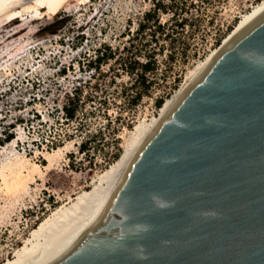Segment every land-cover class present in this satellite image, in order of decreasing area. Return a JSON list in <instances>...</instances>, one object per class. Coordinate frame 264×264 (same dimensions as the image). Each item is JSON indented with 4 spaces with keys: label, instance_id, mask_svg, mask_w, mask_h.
Segmentation results:
<instances>
[{
    "label": "rangeland",
    "instance_id": "374dc122",
    "mask_svg": "<svg viewBox=\"0 0 264 264\" xmlns=\"http://www.w3.org/2000/svg\"><path fill=\"white\" fill-rule=\"evenodd\" d=\"M258 1L198 0L190 25L171 42L149 46L156 48L157 68L149 93L132 103L135 76L119 65L120 56L150 0H0V166L18 156L42 169L16 197L0 179V263L45 215L91 187L117 147L123 152L135 124L158 115L155 100L174 95ZM59 19L55 33L45 30ZM104 44L116 53L94 70L87 62ZM75 87L82 103L68 120L61 105ZM8 134L16 140L6 141ZM89 135V151L81 152L78 144ZM54 150L48 165L44 153Z\"/></svg>",
    "mask_w": 264,
    "mask_h": 264
},
{
    "label": "water",
    "instance_id": "95a60500",
    "mask_svg": "<svg viewBox=\"0 0 264 264\" xmlns=\"http://www.w3.org/2000/svg\"><path fill=\"white\" fill-rule=\"evenodd\" d=\"M43 264H264V7L185 88Z\"/></svg>",
    "mask_w": 264,
    "mask_h": 264
},
{
    "label": "bare ground",
    "instance_id": "6f19581e",
    "mask_svg": "<svg viewBox=\"0 0 264 264\" xmlns=\"http://www.w3.org/2000/svg\"><path fill=\"white\" fill-rule=\"evenodd\" d=\"M264 7V0H259L251 10L243 14L239 22L223 41L202 60L189 78L168 97L157 116L148 121H140L131 131V138L120 156L106 167L97 180L87 189H83L74 197L58 205L45 215L30 231L23 244L14 250L13 256L0 264H43L63 249L92 219L104 205L109 194L124 177L132 159L141 145L153 131L159 119L175 103L185 88L201 74L223 44L229 42L236 31L253 15ZM15 20V19H14ZM57 153L45 152L43 158L51 164ZM39 164L26 157H15L0 166V179L3 189L11 196L26 192L29 183L42 171Z\"/></svg>",
    "mask_w": 264,
    "mask_h": 264
},
{
    "label": "trees",
    "instance_id": "16d2710c",
    "mask_svg": "<svg viewBox=\"0 0 264 264\" xmlns=\"http://www.w3.org/2000/svg\"><path fill=\"white\" fill-rule=\"evenodd\" d=\"M197 1L150 0V7L142 11L135 27L128 30L127 44L122 46V50H125L126 54L125 56H120L119 65L127 74L135 76L134 81L130 84V87L134 89V94L131 98L132 103H136L143 95L149 93V88L152 84L149 74L157 68L155 58L156 48H149V46L152 42L156 43L160 40L163 41L161 45H163L165 40H169L170 42L174 40L176 37L173 36L174 33L180 34L184 30V27L190 25V19L194 18L192 17V8L195 7ZM162 15H166V18L162 19ZM63 21V19L52 21L44 26V28L53 34L63 26ZM215 41L218 42L219 39ZM115 53L116 51L109 45L104 44L103 47L97 50L95 59L87 62V66H92L96 70L99 65L114 58ZM141 57H143V60H141ZM81 93V88L75 87L71 96H67L66 102L61 105V111L66 119L73 120L77 117L78 109L82 103L80 99ZM165 100L163 101V97L156 99V106L161 109ZM90 137H93V135H89L78 144L81 152L85 153L89 151ZM11 138H13L11 134L5 136L6 141H9ZM120 154L121 148L117 147L113 160L115 161Z\"/></svg>",
    "mask_w": 264,
    "mask_h": 264
}]
</instances>
